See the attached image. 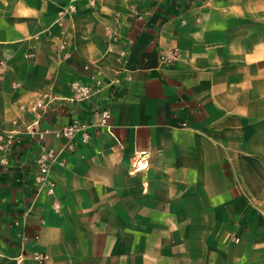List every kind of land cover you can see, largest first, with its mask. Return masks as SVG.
<instances>
[{
  "label": "crops",
  "instance_id": "crops-1",
  "mask_svg": "<svg viewBox=\"0 0 264 264\" xmlns=\"http://www.w3.org/2000/svg\"><path fill=\"white\" fill-rule=\"evenodd\" d=\"M68 2L0 0V128L21 135L0 163V264H264V0H78L57 23ZM98 69L120 81L43 120L94 125L37 193L21 105Z\"/></svg>",
  "mask_w": 264,
  "mask_h": 264
},
{
  "label": "built area",
  "instance_id": "built-area-1",
  "mask_svg": "<svg viewBox=\"0 0 264 264\" xmlns=\"http://www.w3.org/2000/svg\"><path fill=\"white\" fill-rule=\"evenodd\" d=\"M78 0H69L68 4L62 7L57 16V23L63 24L64 21L77 11ZM90 4H95V0H89ZM122 12H117L113 15L115 22L120 26L122 24ZM146 13L140 11L136 6H132L127 13V18H133L138 20H144ZM110 36H115L112 29H107ZM68 41L63 40L60 47L64 52L65 56L69 55L67 51ZM127 52L122 50L118 57L121 66L117 69L118 74L124 67V61ZM176 50H171L170 55H166L165 59L168 62L174 61L176 58ZM86 69H90L91 65L89 63L85 64ZM120 81L118 77L106 82L102 76L100 69L93 70L91 74L90 82H83L81 80H72L70 82L71 94L64 98H57L51 94H44L42 96L36 97L30 104H22V110H30L35 112L36 117L33 121L25 124L24 129L21 134L28 135L34 145L36 146V164L38 167L37 175V193L42 190H46L48 194H55L56 182L52 179L51 170L52 167L59 163L61 165L66 164V159L62 154L66 151L73 152L76 149V137H81L85 142L89 141L92 137L91 128L94 124L87 120L81 119L75 116L71 122L52 128L50 126H45L43 120L51 115L52 111L61 110L65 103L78 105L82 102L92 100L94 96L99 93L106 86H114ZM20 82H12V87H19ZM96 113L101 114V121L98 122L97 126H107L108 119L111 117L112 112L109 107L97 108ZM48 119V118H47ZM21 136V135H20ZM19 134L14 131H7L0 128V163L7 164L9 161L8 154L12 152L13 147L16 143L21 141ZM61 141L59 147L55 144ZM53 207L56 210L61 209V202L58 199H54ZM29 236L23 234V239H27ZM18 260L24 261L27 258V254L23 251L18 256ZM36 263L42 264L46 262L48 254L43 251H34L31 257Z\"/></svg>",
  "mask_w": 264,
  "mask_h": 264
},
{
  "label": "rangeland",
  "instance_id": "rangeland-1",
  "mask_svg": "<svg viewBox=\"0 0 264 264\" xmlns=\"http://www.w3.org/2000/svg\"><path fill=\"white\" fill-rule=\"evenodd\" d=\"M25 261V260H24Z\"/></svg>",
  "mask_w": 264,
  "mask_h": 264
}]
</instances>
